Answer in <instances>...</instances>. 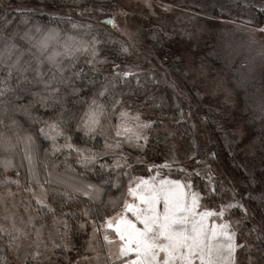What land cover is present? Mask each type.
<instances>
[{"label":"snow or ice","instance_id":"obj_1","mask_svg":"<svg viewBox=\"0 0 264 264\" xmlns=\"http://www.w3.org/2000/svg\"><path fill=\"white\" fill-rule=\"evenodd\" d=\"M97 43L95 38L88 42L68 34L62 38L60 30L45 31L39 26L34 31L28 28L22 34L13 31L0 36V70L6 72L0 78V168H13L17 152L22 151V159L31 171L40 147L37 136L48 141L45 155L65 156L66 171H49L46 182L64 186L65 191L54 190V195L70 200L76 194L97 205L91 223L97 231L103 229L107 244L116 246L112 264H235L234 253L241 245L235 242L236 233L225 213L240 208L246 214L244 205L237 202L207 208L201 202L202 193L192 190L191 181L130 180L125 190L122 177L127 175L124 169L128 161L123 146L146 147L148 136L144 133L152 122L142 120L138 111L124 107L120 99H108L111 94L107 86L88 99L82 98L87 93H81L75 80L83 76L71 70V61L77 52L84 51L93 58L87 62L93 64L98 56ZM121 51L128 52V48L121 45ZM45 63L48 72L41 71ZM118 74L131 75L127 71ZM34 87L38 90L33 91ZM8 93L12 94L11 100L6 99ZM39 109L46 111L34 115ZM89 143L94 147L80 146ZM72 153L76 154L74 163L83 171L77 172L67 163ZM112 189L120 195L116 196ZM36 203L41 209L54 211L47 196L36 197ZM84 215L91 217V212L86 209ZM64 225L67 228V221ZM0 234L9 237L11 247L22 229L13 221L12 231L0 225Z\"/></svg>","mask_w":264,"mask_h":264},{"label":"trees","instance_id":"obj_2","mask_svg":"<svg viewBox=\"0 0 264 264\" xmlns=\"http://www.w3.org/2000/svg\"><path fill=\"white\" fill-rule=\"evenodd\" d=\"M112 0H0V36L19 31L21 34L28 28L35 30V26H39L45 31L49 28L58 29L61 32V37L64 34L75 36L78 40L91 42L95 38L98 56L96 62L89 64L87 61L93 59L88 52H77L76 58L71 61L72 71L81 72L83 78H77L75 83L80 87L81 93H87L82 96L83 99H88L91 95L97 92L104 86L109 88L111 99L112 96L123 101V93L128 89V85L133 84L132 92L136 98H149V88L154 90L151 98L155 100L149 102L153 107L154 113L158 116L171 115V125L176 128L186 143V151L184 154V161H194L195 158H201L205 154V147L199 143V136L193 130L191 121L188 117V109L185 106L187 98L178 97L173 87L170 85L161 86V82L157 77L156 80H148L143 74H138V83L132 79L126 82H118L111 74V68L117 64H123L133 56L132 50L127 43L119 37L111 29L98 25L95 22H88L83 16L76 13L77 10L89 7V5L111 4ZM167 2H174L176 0H166ZM223 4H232L235 7V13L242 9L249 12V25L264 28V0L261 4H253L258 0H215ZM194 7L196 9H194ZM196 14H206L211 18H226V13L220 10L217 5L213 6L209 12L199 9L196 6H190ZM27 21V23H25ZM73 25H76L74 28ZM150 36H147L149 40ZM156 38L161 41L160 36ZM157 41L153 40L154 48L160 47ZM163 41H161V44ZM121 45L128 48V52L121 51ZM204 46V47H203ZM25 47H27L25 45ZM196 51V58L199 59L200 67L204 63L209 62L216 66H221L226 72L229 81L241 96V114L245 117L249 131L254 136V144H256L257 153L252 157H243L239 152V144L234 132L223 128L219 114L211 108L208 104L199 103V118L202 119L205 127L212 133V143L215 146L218 156L222 158L225 165L239 176L240 184L238 186V193L243 198V203L250 202L254 206V215L250 213V208H247V218L242 214L243 210L232 208L228 213L236 215L240 220L243 228L250 231V238L248 245V252L245 254V259L252 257L256 260L263 261L264 264V82L261 80L260 65L262 58L257 52V44L251 42L241 32H234L232 29L221 31L204 40L202 44V53ZM28 56L25 54V59ZM207 61V62H206ZM69 63L67 59L64 61ZM49 66L45 65L41 71L48 72ZM95 69V70H94ZM6 75V72L0 70V78ZM143 83L141 84V82ZM12 86H15V80L11 81ZM158 85L160 90H155ZM38 88H33V91ZM147 96V97H145ZM12 94L8 93L6 99L11 100ZM3 99V98H0ZM69 99H73L69 97ZM104 99V98H101ZM27 103V100L24 101ZM45 109H39L34 112V115H41ZM19 118V117H18ZM22 123L24 121L22 120ZM25 123V127H27ZM39 125L36 126L38 131ZM59 143H63L60 140ZM142 143V142H141ZM37 144L40 146L39 151L33 160L32 169L29 170L27 161L23 160V152L18 151L14 159V167L5 171L0 168V196L12 194L18 200L19 209L27 206V213L31 215L34 224L50 225L53 221L61 219L63 224L67 221L68 231L71 236L68 242L73 247L76 245H83L86 237L92 229H96L91 223V219L96 216L94 205L87 197L73 194L70 200L62 196L54 195V190L59 192L65 191L63 185L55 183H47L49 179L48 172L54 174H62L65 169V156L57 154L55 157L51 155L46 156L44 149L49 147V142L45 141L43 137L37 136ZM81 147L93 148L89 144H81ZM123 152H129L134 155H139L144 160L139 163L132 164L126 155L128 167L124 171L127 175L122 177V181L126 186L129 181H136L141 178V170L146 165L154 163L159 164L161 171L168 176L179 178L185 183L191 181L195 191L201 192L202 202L206 206L215 202L219 205L223 200V185L224 183L218 179L219 176L213 179V183L207 181L199 173L189 172L182 168L183 164L177 158V150L175 143L170 135L152 134L148 137L146 147L137 149L128 145L123 146ZM76 154L72 153L67 163L72 165L77 172L83 171L79 165L74 163ZM109 160V157H105ZM53 163L56 167L53 168ZM123 164V161H121ZM54 179V177H53ZM8 181H17L11 183ZM43 185V188L41 187ZM213 189L215 190L213 192ZM71 192V190H68ZM116 196L115 189L111 190ZM47 196L49 206L54 210L49 212L47 208L41 209L36 203V197L41 199ZM108 197L105 196V200ZM216 205V206H217ZM243 205V204H242ZM89 210L91 217L85 216L84 211ZM244 213V212H243ZM252 216V217H251ZM55 219V220H54ZM100 223L99 220L96 222ZM83 225V227H82ZM9 237L6 234H0V264H14L9 259V253L12 251V246H8ZM250 247V248H249ZM243 246H241V249ZM70 253L63 254L60 257L61 264H79L73 263L71 257L73 250ZM249 254V255H248ZM247 261V260H246ZM247 263H249L247 261ZM23 264H49L46 260L35 261L31 255L26 256ZM54 264V263H50Z\"/></svg>","mask_w":264,"mask_h":264},{"label":"rangeland","instance_id":"obj_3","mask_svg":"<svg viewBox=\"0 0 264 264\" xmlns=\"http://www.w3.org/2000/svg\"><path fill=\"white\" fill-rule=\"evenodd\" d=\"M250 1L248 0L246 4ZM260 2L261 0H258L253 4L259 5ZM215 5L226 13V18H211L206 14H196L192 11L193 9L189 8L196 6L209 12ZM234 9L232 4H223L215 0H176L172 3L166 0H112L109 5L102 3L89 5V7L77 10L76 13L88 22H95L111 29L132 50L133 56L128 61L117 64L118 68L114 66L111 68V74L116 80L118 79V82H126L137 77L138 74H143L142 77L146 81L147 79L151 81L159 79L161 86L170 85L178 97L187 98L185 106L188 109L189 121L199 136V143L205 147V154L201 158H195L194 161H184L187 146L179 131L171 125V115L158 118L149 102L150 98V101L155 103V100L151 98L154 88H149L148 94L151 96L148 99L143 96L136 98L132 93L134 86L130 84L123 93L122 103L124 107H131L133 111H138L142 120L152 122L151 127L146 129L144 134L148 137L152 134L170 135L175 143L177 158L181 162L179 164H183L182 168L189 172L200 173L212 184H214L213 179L219 176L218 179L224 183V196L220 205L238 202L246 209L249 207V214L253 216L254 206L250 202L244 204L243 198L237 191L240 184L239 176L218 156L212 143V133L199 118L198 109L199 103L211 106L219 114L222 127L235 133L240 154L243 157L256 155L254 136L249 131L245 117L241 114L239 92L229 81L221 66H214L206 61L207 63L200 67L201 63L195 54L197 48L203 54L201 49L204 40L214 37L221 31L233 29L234 32H241L246 39L257 44V52L262 58L261 80L264 82V31H260V27L249 25V12L239 9L240 11L235 13ZM108 21H114V23ZM158 35L163 41L162 44L156 38ZM147 36H150L149 40ZM154 39L158 42L157 45H161L157 49L154 48L156 46L153 44ZM124 71L131 75L123 77L118 74ZM132 80L138 83L136 78ZM157 89L160 90L158 85L155 86L156 91ZM123 154L132 164L144 160L143 157L129 152H123ZM161 169L159 164H148L141 170L140 179H155L158 182L166 178L185 183L179 178L168 176ZM216 205L212 202L209 206L206 204L204 206L216 209L219 207ZM18 207V200L12 194L0 196V225L12 231L14 221L16 227L22 229V234L19 235L16 244L12 245V251L9 253V259L14 264H23L28 255H31L36 262L46 260L49 264H61L59 260L62 253L66 256L70 253V249L74 251L71 257L73 263L112 264V261H115L116 246L104 241L102 228L99 231L92 229L83 245H76L72 248L67 239L71 236L68 226L66 228L61 219H54L55 221L50 225L33 222L29 224L31 215L27 213V206L22 207L21 210ZM236 209L240 210V208ZM242 214L247 218L245 213L242 212ZM225 218L231 222L232 230L236 233L235 242L243 246L242 249L238 247L234 253L235 264H263V261L252 257L245 259V254H251L247 250L248 247L244 248L248 245L250 231L243 228L236 215L226 212ZM37 231H39V236H37ZM13 235H16L14 231ZM37 253L39 255H36Z\"/></svg>","mask_w":264,"mask_h":264}]
</instances>
